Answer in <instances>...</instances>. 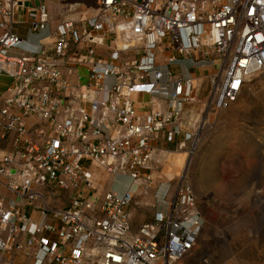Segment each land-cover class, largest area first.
I'll return each instance as SVG.
<instances>
[{"label":"built area","instance_id":"built-area-1","mask_svg":"<svg viewBox=\"0 0 264 264\" xmlns=\"http://www.w3.org/2000/svg\"><path fill=\"white\" fill-rule=\"evenodd\" d=\"M24 1L0 0V77L11 79L0 95V139L11 135L0 148V264L18 250L32 264L180 263L203 227L192 185L179 181L136 229L131 209L170 148L192 136L182 113L198 85L180 67L212 70L211 111L228 108L264 69V0H94V15L61 19L51 44L11 56ZM30 16V30L48 29L43 5ZM105 36L115 42L108 61H77L83 48L95 56ZM135 93L151 97V110H137ZM118 176L130 179L122 192L108 184Z\"/></svg>","mask_w":264,"mask_h":264},{"label":"rangeland","instance_id":"rangeland-1","mask_svg":"<svg viewBox=\"0 0 264 264\" xmlns=\"http://www.w3.org/2000/svg\"><path fill=\"white\" fill-rule=\"evenodd\" d=\"M191 72L194 77L195 69ZM206 92L189 102L196 108L189 118L192 136L180 151L190 159L169 164L149 195H137L138 205L131 209L133 226L149 219L153 208L166 207L176 184L184 180L192 185L202 208L203 227L193 249L178 264H264V69L248 80L226 109L204 107ZM92 168L102 172L94 163ZM110 183L126 180L109 179Z\"/></svg>","mask_w":264,"mask_h":264},{"label":"crops","instance_id":"crops-1","mask_svg":"<svg viewBox=\"0 0 264 264\" xmlns=\"http://www.w3.org/2000/svg\"><path fill=\"white\" fill-rule=\"evenodd\" d=\"M39 5H43L46 9L50 19V24L48 29L32 31L30 30V11L33 8H37ZM96 11L97 9L94 0H25L22 5L17 7L15 13V23L13 25V31L22 38V41L17 47L10 51V55H32L39 47V45L51 44V32L55 28L59 20L69 18L77 21L82 16L94 15ZM114 43L115 42H113L109 36H105L103 39V44L97 46L95 56L90 57L89 55H87L86 50L83 48L77 51L75 57L77 61H93L95 59L108 61L109 50L113 47ZM160 59L161 61H163V58ZM78 69H82V72H86L87 70L83 66H80ZM180 69L184 74L191 76V70L195 69L196 73L194 78L195 83L198 85V90L196 91L195 96H199V94L201 95L206 92L208 88L209 76L212 73L211 69L206 67H190L187 63L185 64V66H181ZM10 82L11 79L8 76L0 77V95L4 94V91ZM132 98L135 107L141 113H147L153 107L150 104L151 97L147 94L135 93L132 95ZM156 104L157 105L155 107L158 106L160 108H164L165 106L164 101L162 100H159L158 102H156ZM195 109V106L190 103H186L184 106L182 116L185 130L189 131V126L192 124L190 122L191 115L193 114ZM10 142L11 135L8 136L6 140L0 139V148L7 150L10 147ZM155 190L157 191L158 187ZM154 193L156 195L157 192ZM62 204L63 203H61V205ZM160 208H164V206L159 207L158 209ZM27 211L38 222L46 218L38 212L31 211L30 208L27 209ZM132 222L134 224L133 219ZM141 223L139 222L137 225H140ZM4 261L5 264H32V257L26 254L23 250L8 251L4 253Z\"/></svg>","mask_w":264,"mask_h":264},{"label":"bare ground","instance_id":"bare-ground-1","mask_svg":"<svg viewBox=\"0 0 264 264\" xmlns=\"http://www.w3.org/2000/svg\"><path fill=\"white\" fill-rule=\"evenodd\" d=\"M257 73V72H254L253 75ZM246 87V86H245ZM236 102V100H235ZM234 103V102H233ZM181 158H184V159H181ZM190 159V155L185 152V151H180V150H174V151H170L169 152V156H168V161L167 163L164 165L165 167L161 170V172L159 174H157L155 176V180H157V178H161V174L163 172V170L169 166V164H171L172 162H178V161H181L183 160L185 162V164L188 162V160ZM116 181L117 179H123V180H126V184H118V183H115L114 184V188L116 190H119L120 192L124 191L125 188L130 184V179L127 177V176H118L115 178ZM264 228V227H263Z\"/></svg>","mask_w":264,"mask_h":264}]
</instances>
